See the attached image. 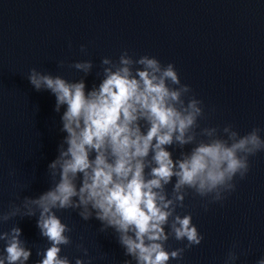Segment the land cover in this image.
<instances>
[{"label":"water","instance_id":"1","mask_svg":"<svg viewBox=\"0 0 264 264\" xmlns=\"http://www.w3.org/2000/svg\"><path fill=\"white\" fill-rule=\"evenodd\" d=\"M123 51L133 60L147 55L174 65L190 88L185 102L201 101L196 141L207 139L200 128L217 127L220 135L226 124L240 135L260 128L264 138V0H0V215L50 187L47 165L64 135L54 96L32 87L29 69L70 81L85 78L87 88L98 83L101 59L118 61ZM83 60L92 62L86 77L71 66ZM169 150L179 156V148ZM234 183L219 202L185 188L176 212L190 213L203 239L168 264H223L230 249L236 264H256L264 256V151L249 157L248 173ZM55 211L71 229L60 254L72 264L84 258L82 248L91 264L131 259L113 230H101L94 217L85 221L71 208ZM14 225L32 250L33 264L36 251L47 247L36 216L10 217L0 222V231ZM185 243L169 237L164 247L171 251Z\"/></svg>","mask_w":264,"mask_h":264},{"label":"clouds","instance_id":"2","mask_svg":"<svg viewBox=\"0 0 264 264\" xmlns=\"http://www.w3.org/2000/svg\"><path fill=\"white\" fill-rule=\"evenodd\" d=\"M101 65L98 83L87 88L85 78L70 81L29 69L26 77L32 87L54 96L53 110L60 113L64 135L47 165L50 187L36 197L25 196L20 206L0 215V222L18 214L36 216L47 247L36 251L39 260L33 264H72L60 254L61 246L70 243L71 229L55 211L68 208L78 210L85 221L94 217L101 230H113L131 257L123 264L179 261L185 248L203 239L191 214L176 212L183 206L185 188L208 197V202L223 201L235 190L234 178L248 173L249 157L264 151L262 130L254 127L240 135L226 124L218 135L217 127H204L199 135L207 139L196 141L201 101L189 97L185 102L190 88L180 82L172 63L162 66L147 55L133 60L123 51L118 61L103 57ZM71 66L86 77L92 62ZM169 146L180 149L175 159ZM21 231L16 225L0 231V264H28L32 250ZM169 237L186 241L184 248L167 250ZM82 251L84 258H74V264H91L87 248ZM237 259L230 249L223 264H236ZM256 264H264V256Z\"/></svg>","mask_w":264,"mask_h":264}]
</instances>
